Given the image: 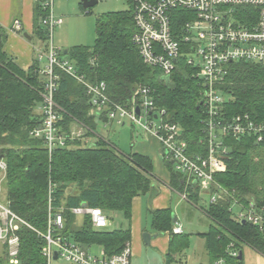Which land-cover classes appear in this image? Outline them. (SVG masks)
<instances>
[{"label": "trees", "instance_id": "1", "mask_svg": "<svg viewBox=\"0 0 264 264\" xmlns=\"http://www.w3.org/2000/svg\"><path fill=\"white\" fill-rule=\"evenodd\" d=\"M81 9L84 11L82 6ZM45 16V10L36 2L33 34L43 47L48 34L41 26ZM173 23L178 28L184 21ZM134 33L132 9L106 13L96 22V37L91 47H71L65 55L61 50L60 55L73 63L77 73L91 84L104 82L113 103H126L139 86L154 91L156 106L166 109L171 122L182 128L189 152L204 153L200 143L201 109H197L201 103V83L183 66L184 70L173 77L174 85L164 86L160 72L145 64L139 55L132 41ZM5 42L6 34L0 27V161L6 165L5 172L0 171V192L4 194V202L38 231L45 229L49 186L53 188L54 207L63 205L73 209L86 205L100 208L107 216L119 212L128 226L118 230L94 231L85 218L73 231L75 216L67 210L65 219L66 230H72L73 238L79 243L97 245L107 255L120 253L131 239L132 201L152 189V160L141 153L123 154L101 137L88 145L83 144L82 138H72L73 125L84 131L82 137H93L96 117L84 87L59 70H55L59 80L53 98L60 109L58 127L65 135V145L49 150L43 139L33 138L30 132L42 119L44 78L37 61L26 71L17 66L3 50ZM228 69L220 87L227 99L224 105L227 116L246 114L264 124V64L233 62ZM224 142L228 150L226 171L213 178L227 195L203 209L213 225L198 236L204 241L208 264H217L219 260L222 264H244L243 246L264 257V229L238 222L231 208L238 210L237 205L248 207L252 203L264 218V141L256 144L254 138L246 137ZM166 167L169 187L197 206L201 194L197 185L175 172L168 162ZM149 213L152 230L169 233L165 264L181 261L189 248L190 235L172 233L171 209ZM19 235L22 264H34L32 261L39 258L41 240L27 228L20 230Z\"/></svg>", "mask_w": 264, "mask_h": 264}, {"label": "built area", "instance_id": "2", "mask_svg": "<svg viewBox=\"0 0 264 264\" xmlns=\"http://www.w3.org/2000/svg\"><path fill=\"white\" fill-rule=\"evenodd\" d=\"M35 2L46 12L41 26L48 34L46 46L36 52L37 62H45L40 69L44 78L42 119L30 135L43 139L49 150L65 145V135L58 127L59 108L53 101L59 80L55 70H59L84 87L92 114L97 119L103 116L105 126L109 123L129 124L157 139L163 160L175 172L185 175L187 181H193L201 193L209 195V204L227 195L213 178L226 171L228 150L224 141L252 137L256 144L261 143L264 141V124L255 122L246 114L229 118L224 111L227 99L221 95L220 86L231 63L264 64V0H130L135 25L132 41L144 63L160 72L164 86L172 87L174 75L184 68L202 85L200 143L204 153L189 152L182 128L171 122L166 109L156 106L154 91L139 86L126 103L117 104L109 99L104 82L91 84L79 75L73 63L62 58L61 49L53 45V32L62 24V20L53 15V0ZM175 20L184 23L177 28L174 27ZM9 30L21 31V22L14 20ZM72 135V138L80 136L75 132ZM5 169V163L0 161V171L5 172ZM52 189L49 186L45 229L42 231L15 214L8 203L0 202V264H22L19 232L23 228L31 230L41 240L39 258L32 261L34 264H55L57 261L66 264H131L130 242L125 243L118 254L107 255L103 249L92 254L89 250L93 245L84 246L73 236H68L67 210L75 218L80 216L82 223L87 218L94 231L105 230L109 226L108 217L100 208L86 205L73 209L63 205L54 207ZM237 206L235 220L264 229V218L252 203L248 207ZM235 209L231 208L232 211ZM72 224L75 225V220ZM172 233L181 234V227H174ZM231 255L237 256V253Z\"/></svg>", "mask_w": 264, "mask_h": 264}, {"label": "rangeland", "instance_id": "3", "mask_svg": "<svg viewBox=\"0 0 264 264\" xmlns=\"http://www.w3.org/2000/svg\"><path fill=\"white\" fill-rule=\"evenodd\" d=\"M97 4L84 11L81 9L80 0H53L52 12L54 17L62 20V24L58 26L53 32L54 45L61 50H66L75 46L91 47L95 41L96 34V22L99 17L106 13L122 12L131 9L132 5L130 0H95ZM221 87V86H220ZM42 94V93H41ZM222 96L226 97L222 92ZM42 97V96H41ZM54 101V99H53ZM56 104V103H55ZM58 107V105L56 104ZM39 109L37 108L36 111ZM60 110V109H59ZM103 116L99 119L96 118V134L100 135L104 140L114 143L117 149L122 153L140 152L146 154L152 159V178L157 172L156 167L158 165L165 171V164L162 159L160 145L157 139L149 137L145 132H142L138 127H132L129 124L125 126L117 125L115 123H109L105 126L106 119L103 120ZM106 127V128H105ZM74 132L79 136L76 138H82L84 144L92 142L90 137L84 136V131L79 125H73ZM98 133V134H97ZM86 137V138H85ZM157 153L154 158V153ZM158 162V163H157ZM158 164V165H157ZM167 169V167H166ZM168 170V169H167ZM1 177V176H0ZM0 202L4 203V194L0 192ZM210 197L207 194L201 193L196 210H193L189 215H185L181 219V224L184 233L191 234L189 237V248L182 254L180 260L171 264H207L208 257L204 249V241L198 236V233L206 232L210 225H213L211 220L206 217L202 209L208 206ZM147 199H144L143 209L146 207ZM237 209L234 210L236 212ZM145 215V212L143 210ZM143 215V230L151 233L152 228L150 226V218ZM109 226L106 230H118L124 229L128 226V222L124 220L123 216L119 212L108 214ZM75 225L72 224V229L81 226L82 218L76 216ZM131 226V223H130ZM179 226V225H177ZM176 225L173 226L177 227ZM73 229V231H74ZM173 230V229H172ZM68 236L72 237L73 232L68 231ZM100 247L93 245L89 250L92 254L100 252ZM243 263L244 264H264V257L259 253L253 251L247 246L242 247ZM163 253L156 247L142 246L140 255H135L131 259V264H165ZM55 264H66L61 261L55 262Z\"/></svg>", "mask_w": 264, "mask_h": 264}, {"label": "crops", "instance_id": "4", "mask_svg": "<svg viewBox=\"0 0 264 264\" xmlns=\"http://www.w3.org/2000/svg\"><path fill=\"white\" fill-rule=\"evenodd\" d=\"M35 3V0H0V27L4 29L6 34V42L4 44L3 50L9 57L14 60L15 64L24 71H26L34 61H37L36 52L44 48L42 46V43L39 42L33 34V12ZM14 20H19L21 22V31L11 32L9 30ZM25 34H27L29 38H25ZM62 58L68 60L65 57ZM43 65H45L44 61L39 64V67L43 68ZM148 136L153 138L151 135ZM100 137L103 138L98 134L96 136L94 135L90 139L93 142ZM130 153L140 152L133 151ZM156 156L157 153L155 152L154 158H156ZM164 164L166 166L165 161ZM159 165L158 167H156L159 175H154L155 179H153L151 191L145 196L134 198L132 201L130 239V247L132 252L131 259L135 255H140L141 247L143 245L147 247H156L160 249L163 255H165L168 250L169 233L159 234L154 232L153 230L151 233H149L146 230H143V210L145 212L144 216L149 217L151 221L149 213L150 210L171 209L172 216L175 218V223L173 225H179L181 227L182 233H184L182 224L180 223L181 219H183L185 215H189V213H191L193 210H196L197 208V206L183 199V196L181 194L176 193L169 187V171L165 167V173ZM144 199H147V202L145 205L146 207L143 209ZM202 212L206 216L203 209ZM144 233H147L151 236L149 245L145 244L143 241ZM202 233L205 232H201L198 234Z\"/></svg>", "mask_w": 264, "mask_h": 264}, {"label": "water", "instance_id": "5", "mask_svg": "<svg viewBox=\"0 0 264 264\" xmlns=\"http://www.w3.org/2000/svg\"><path fill=\"white\" fill-rule=\"evenodd\" d=\"M80 3H81L82 8L87 10V9L93 7L94 5H96L97 1H95V0H80ZM24 37L29 38L27 34H25ZM66 53H67V51L65 50L64 54H66ZM197 109H199V107ZM136 113H138V110H136ZM172 223L173 224L175 223V218L173 216H172ZM242 224H244V222H242ZM150 240H151V236L147 233H144L143 234L144 243L149 245ZM238 259L239 260L241 259V253H239Z\"/></svg>", "mask_w": 264, "mask_h": 264}]
</instances>
